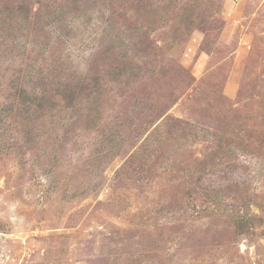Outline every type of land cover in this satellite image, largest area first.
Masks as SVG:
<instances>
[{
  "label": "rangeland",
  "instance_id": "rangeland-1",
  "mask_svg": "<svg viewBox=\"0 0 264 264\" xmlns=\"http://www.w3.org/2000/svg\"><path fill=\"white\" fill-rule=\"evenodd\" d=\"M0 264H264V0H0Z\"/></svg>",
  "mask_w": 264,
  "mask_h": 264
}]
</instances>
